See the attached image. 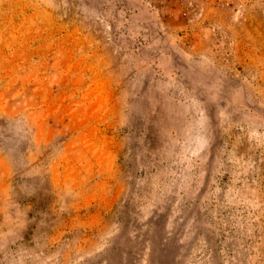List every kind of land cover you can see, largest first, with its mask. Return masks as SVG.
I'll use <instances>...</instances> for the list:
<instances>
[{
  "label": "rangeland",
  "instance_id": "1",
  "mask_svg": "<svg viewBox=\"0 0 264 264\" xmlns=\"http://www.w3.org/2000/svg\"><path fill=\"white\" fill-rule=\"evenodd\" d=\"M0 264H264V0H0Z\"/></svg>",
  "mask_w": 264,
  "mask_h": 264
}]
</instances>
